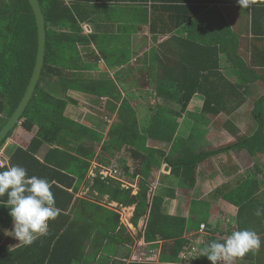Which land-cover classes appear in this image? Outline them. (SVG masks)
<instances>
[{
	"label": "trees",
	"instance_id": "1",
	"mask_svg": "<svg viewBox=\"0 0 264 264\" xmlns=\"http://www.w3.org/2000/svg\"><path fill=\"white\" fill-rule=\"evenodd\" d=\"M70 2L74 5L75 13L73 6L70 7L64 0H40L46 19L45 63L34 96L22 116L26 129L31 130L34 126L39 128L36 141L51 146L64 144L67 146V153L60 152L58 148L50 149L42 163L32 154L18 149L13 156L12 165L22 163L29 171V177L35 175L46 178L69 189L76 180L77 186L85 180L90 170L89 161L97 158L99 163L108 164L109 159L117 158L120 153L126 152L135 161L141 158L135 176L140 175L143 180L139 193L133 196L131 190L122 188L119 182L112 179L103 180L98 171L94 183H88L95 202H86L88 208L85 218L79 214L74 218L70 217L73 215L72 211L65 214L70 209L74 195L54 184L51 191L56 207L61 213L54 221H49L48 234L38 237L30 246L21 245L14 248L0 245V264H108L111 260L109 255L121 259L115 264H211L207 257L202 256V251L193 259L180 258L184 247L191 250L197 248V244L185 238L188 219L166 214L163 211L164 200L166 196L173 197L178 187L193 188L196 184L197 168L212 157L230 150H247L253 158L264 153V98L258 99L254 104L252 117L256 122V129L250 136L220 149L201 147L206 135L205 130L210 124L209 115L217 116L223 113L231 116L247 103V96L253 84L245 83L243 76L250 74L252 82L261 78L263 72L260 74L256 68L264 66V55L261 57L255 53L247 63L238 52L232 55L223 52L225 45L222 40L219 44H209L205 48L199 46L203 52L189 54L184 61L186 71L183 77L170 80V84H158L156 96L163 98V102L158 103L152 110L151 126L140 131L132 116L135 110L131 108L128 100H122L123 85L101 75L85 78L80 77L78 73L75 77H70L71 72H82L93 67L85 63V54L81 53L76 42L85 38L81 33V24L85 19L78 11L79 3L88 2ZM229 44L231 43L226 45ZM37 49L38 28L30 3L27 0H0V130L17 109L27 90L36 65ZM225 56L234 68L236 81L227 79L220 72L221 61ZM130 57L128 53L116 54L114 65H128ZM96 60L99 58H95ZM106 62L111 65L110 61ZM257 74H260V77H256ZM70 90L99 98H112L118 103L122 101L119 116L123 121L109 131L106 140L103 134L66 117V109L71 103L79 105L68 96ZM196 94L204 96L205 99L203 110L199 114L187 110ZM186 117L193 120V126L187 128L190 133L186 136L188 141L179 139L177 145L180 141L183 143L177 147V151L172 147L170 154H167L163 149L146 146L148 139H159L169 144L174 142L177 131L182 126L180 121L185 120L183 123H186ZM197 126L199 129L196 130ZM5 142L6 140L0 148ZM191 142L196 143V147H193ZM99 146L101 148L98 153ZM163 163L168 164L171 173L162 175L160 179L167 188L159 194H153L151 198L144 240L147 243H157L152 246H159L160 241H169L170 249L165 246L168 250L160 255L158 263L149 260L123 262V259L130 258L133 240L122 224L120 214L98 203L109 206L112 203L130 205L136 202L135 214L138 216L132 223L137 226L147 211V202L150 199L148 195L151 184L147 180L151 171L160 168ZM125 169L124 171L128 172V167ZM3 170L6 169L0 168V171ZM77 189L78 187H74V190ZM234 196H225V199L240 208L237 194ZM6 199V195L0 197L2 229L11 228L13 223L9 209L2 205ZM202 225L198 223L199 230ZM208 231L206 226L204 232ZM221 240L222 238L209 235L201 250L210 242ZM102 251L107 260H95L96 254ZM251 260L252 257L248 255L237 259L238 262Z\"/></svg>",
	"mask_w": 264,
	"mask_h": 264
},
{
	"label": "crops",
	"instance_id": "2",
	"mask_svg": "<svg viewBox=\"0 0 264 264\" xmlns=\"http://www.w3.org/2000/svg\"><path fill=\"white\" fill-rule=\"evenodd\" d=\"M86 1L88 3H79L80 8L78 10L85 19L84 23L81 24L83 29L81 33L85 38L78 39L76 42L81 53L85 54V63L87 62L93 67L82 72H71L70 77H75L78 73L80 77L85 78L88 76L96 78L101 75L123 85L121 87L122 100H128L132 106L131 108L135 110V114L132 116L139 125L140 131L147 126H151L152 110L158 103L163 102V98L156 96V87L158 84H170V80H178V78L183 77L182 75L186 71L183 63L189 54L203 52L202 47L205 48L209 44H219L222 40L225 45L223 52H226L227 55L238 52L247 63L250 62L255 53L261 55V57L264 55V0H250L249 7L246 8L239 7L236 0ZM64 2L69 4L70 7L73 6V13H75L74 5L71 4L72 1L64 0ZM227 43L231 44L226 45ZM123 53H128L131 56L129 64L114 65L116 54L121 55ZM101 54H107L108 56L104 57ZM95 58H99V60L95 61ZM106 61H110L111 65L107 64ZM256 70L260 74L262 71L263 74H261V78H256L253 82L250 74L243 76L245 83L249 84L251 82L253 84V88L247 96V103L230 117L226 115L227 119L235 121L237 117H242L245 113L250 115V120L246 124L234 125L233 129L229 127L232 125L226 119V124L216 127V125L212 126L209 115L210 124L205 130L206 135L201 142V147L206 148L204 143L209 138L213 140L220 137L225 140L229 137L227 144L215 149L227 147L235 144L238 139L250 136L256 129L252 112L255 102L260 98H264V66L257 67ZM233 71L234 68H232L231 63L226 56L223 57L220 69L222 75L226 76L227 79L236 81ZM259 75L257 74L256 77H260ZM68 96L76 100L79 105L71 103L66 109V117L85 125L87 128L101 132L105 140L109 131L123 121L119 116L122 101L118 103L112 98H99L76 90H70ZM204 101V96L196 94L187 110L194 114L201 113ZM194 102H200L201 105L195 106L198 108L191 109ZM99 111L105 116L107 123L110 124L105 126V133L98 128L102 124L97 123L96 119H94L92 126L88 125L91 120L87 116L92 115L94 112L100 113ZM222 115L225 114L213 116L220 117ZM186 119L189 126L179 128L174 142L169 144L159 139H148L146 146L165 150L169 145L170 148L167 153L170 154L174 143L179 142V136H185L181 129L189 133L187 128L193 126V120L187 117ZM141 124L144 125L141 126ZM38 130L37 126H34L31 130L26 129L22 120V123L14 129L0 148V157L5 163V165L0 166L1 169H7L12 165L13 156L18 149L32 154L42 163L50 153V149L58 148L60 152L67 153V146L64 144L62 146H51L36 141ZM100 148L101 146L98 147V153ZM68 154L75 155V153ZM119 158L118 155L117 158L108 161L109 163H116ZM126 159L132 169L128 172L120 169L128 174L127 181L130 183L131 194L135 196L139 192L143 177L140 175L135 176L136 168L139 166L138 161H135L132 157ZM138 160L141 161V158ZM89 162L90 170L79 186L76 185L77 180L69 189L51 181L52 186L56 184L74 195L70 209L65 213L70 214L69 211H72L73 215H70L72 218L77 214L85 218L88 208L86 202H95L91 197L88 183H94V179L100 171L99 164L101 163L97 158ZM15 165L24 167L22 163H16ZM133 165L137 167L134 168ZM205 165L207 166L205 167ZM167 166L168 164L163 163L160 168L152 170L154 174H157L155 176L153 174V177L149 180L150 183H153L152 188L150 185L151 190L149 189L148 199H150L147 202V211L139 220L138 225L134 226L128 220L127 224L122 223L130 233L134 243L141 244L142 251L145 252L146 249L150 251L152 253L150 257H153V253H156L155 258H152L155 263L159 262L160 255L165 250L170 249L169 245L171 243L160 241L159 246H152L157 243L145 242L144 232L153 194L167 188L160 181L162 175H170L171 173L169 166L170 169L166 170ZM201 166L195 176V186L191 189L176 188L173 197H165L163 211L170 216H181L188 219L185 238L197 244L198 254L202 251L201 246L209 235L224 239L234 231L245 228L255 230L262 242L259 251L246 254L252 257L251 261L238 262L236 260L234 264H264V215H255L258 207L264 209V153L253 158L247 150H230L208 159ZM74 187H78V189L74 190ZM236 194L240 202V208L225 199V196L232 198ZM98 204L117 212L122 217L124 216L117 210L120 206L117 203H112L109 206L103 203ZM123 211L131 213L130 209H124ZM221 212L224 215L223 219L220 220L218 218ZM144 217H146L145 223ZM233 219H235V223L231 222ZM198 223L205 224L209 231L201 232L198 229ZM9 229L10 231L13 229V223ZM4 230L7 229L0 228V231H2L0 232V245L14 246V248L23 245L13 236H9L11 239L9 240L8 236L3 234ZM130 248V258L122 261L126 263L139 261V259H136L139 249L132 245ZM187 248L184 247L182 252ZM102 255L103 257H101ZM106 257L103 251L98 252L95 260L106 261ZM109 258L111 260L108 264L121 261L114 255H109Z\"/></svg>",
	"mask_w": 264,
	"mask_h": 264
},
{
	"label": "clouds",
	"instance_id": "3",
	"mask_svg": "<svg viewBox=\"0 0 264 264\" xmlns=\"http://www.w3.org/2000/svg\"><path fill=\"white\" fill-rule=\"evenodd\" d=\"M236 4L246 8L249 7L250 0H236ZM121 186L131 190L130 187ZM51 188L49 180L35 175L29 177L22 166L11 165L0 171V197H7L2 205L9 209L13 221V229L6 230V233L25 246L32 245L40 236H46L49 221H54L61 213L56 207ZM255 215H264V209L258 207ZM231 222L236 221L233 219ZM261 243L255 230L245 228L232 232L221 241L210 242L202 249V256L207 257L211 264H234V261L246 254L259 251Z\"/></svg>",
	"mask_w": 264,
	"mask_h": 264
},
{
	"label": "rangeland",
	"instance_id": "4",
	"mask_svg": "<svg viewBox=\"0 0 264 264\" xmlns=\"http://www.w3.org/2000/svg\"><path fill=\"white\" fill-rule=\"evenodd\" d=\"M252 103V102H251ZM250 103V104H251ZM201 104H200V102L198 103V102H194V104L192 105V107H191V109L192 108H198V107H195V106H200ZM100 112V111H99ZM250 115H248V114H245L244 113V115L242 116V117H237L236 118V120L234 121V120H232V119H227V116L226 115H222V116H220V117H214L212 114L210 115V117H211V122H212V126H214V125H216V127H221V126H223L224 124H226V122H227V120L230 122V125H232V126H229V127H231V128H233L234 129V125H240V124H246L247 123V121L248 120H250V117H249ZM228 117H230V116H228ZM87 118L89 119V120H91V121H89L88 122V125H90V126H92V124H94L93 123V121H95L94 119H96V121H97V123H101L102 125L100 126V127H98L101 131H103L104 133L106 132V129H105V126H108V125H110V124H108L107 123V121H106V118H105V116L100 112V113H92V115H90V116H87ZM252 118V117H251ZM227 119V120H226ZM185 120H183V121H180V123H181V125L182 126H189L188 124H189V122H187L188 124H186V123H183ZM84 123H85V121H84ZM144 124H141V126H143ZM98 126V125H97ZM197 129H199V127L197 126L196 127V130ZM94 130V129H93ZM182 131H183V134L185 135V136H183V135H180L179 136V138L180 139H182L183 141H187L188 139L186 138V136H188L189 135V133L187 132V131H185L184 129H181ZM96 132H98V133H101V132H99V131H96ZM196 133V132H195ZM201 135L203 134V132H201L200 133ZM196 135H198V133L196 134ZM215 138V137H214ZM229 138V137H228ZM228 138L227 139H225V140H223V138H220V137H216V139H213V140H210V138H209V140H207V141H205V146H206V148L205 149H210V150H213V149H215V148H219L220 146H222V145H224V144H227L226 142H227V140H228ZM196 142L198 141V140H195ZM181 143H183L182 141H180V143L177 145V143H175L174 145H173V149H175V151H177L178 150V146L181 144ZM192 143V142H191ZM195 144L196 143H192V145H193V147H196L195 146ZM169 145L167 146V149H165V150H167L166 152H168V150H169ZM196 149V148H195ZM168 154V153H167ZM120 156V158H119V161L118 162H116L117 163V165L121 168V169H123V170H126L125 168L126 167H128V170H130V169H132L131 168V166H130V164H129V161H127V159L126 158H129V157H131L130 156V154L129 153H124V154H122V155H119ZM137 163V162H136ZM138 163L139 164H141V161H138ZM134 166V168L135 167H137L136 165H133ZM207 165H205V167H206ZM139 167V166H138ZM202 166L201 165H199V167L197 168L198 170H197V172H199V170H200V168H201ZM152 173H150V176H149V178H148V180L147 181H149L150 179H151V177H153L152 175L154 174V172L153 171H151ZM163 172H165V171H163ZM162 172V173H163ZM205 172V171H204ZM155 174H157V173H155ZM155 174H154V176H155ZM152 181V180H151ZM149 184H151V188H152V184L153 183H150L149 182ZM184 189H187V187H185ZM161 192H163V191H159L158 192V194L159 193H161ZM133 197V196H132ZM136 202H133V203H130V205H120L119 207H118V211H120L122 214H124V216L122 217L121 216V221H122V223H125V224H127V220L129 221V222H132V220L134 219V218H136L137 216H138V214H135V211H136V207H137V205L135 204ZM179 204H181V203H179ZM124 209H130L131 210V213L130 212H128V211H123ZM147 210V209H146ZM129 213V214H128ZM143 214V213H142ZM142 214H139V216L140 215H142ZM223 215H224V213H220V215H219V218L218 219H220L221 220V218L223 219ZM144 219V223H145V219H146V217H144L143 218ZM141 223V222H140ZM7 231H10V229H7ZM128 231V230H127ZM0 232H2V231H0ZM129 233V232H128ZM3 234H5L6 236H8V239L9 240H11L10 239V235H9V233H6V230H4L3 231ZM130 234V233H129ZM132 238V237H131ZM133 240V239H132ZM7 243H9L8 241H7ZM132 246H136L138 249H139V252H140V254H142V255H140L139 254V252H138V256L136 257V259H139V261L140 260H143V261H146L147 262V260H145V259H143V258H148V257H150V256H152V253L150 252V251H148L147 249L145 250V252L144 251H142L143 249H142V247H141V244H139V243H134V241H133V244H132ZM14 247V246H13ZM156 253H153V257H151V258H155L154 257V255H155Z\"/></svg>",
	"mask_w": 264,
	"mask_h": 264
},
{
	"label": "water",
	"instance_id": "5",
	"mask_svg": "<svg viewBox=\"0 0 264 264\" xmlns=\"http://www.w3.org/2000/svg\"><path fill=\"white\" fill-rule=\"evenodd\" d=\"M34 12L37 28H38V49L36 57V65L31 77L30 83L27 87V90L12 116L9 117L5 125L0 130V145L8 138V136L14 131V129L22 123V116L25 110L28 108L29 103L31 102L37 84L40 80L42 69L45 63V53H46V19L42 11L40 0H27ZM170 168L167 166L166 170Z\"/></svg>",
	"mask_w": 264,
	"mask_h": 264
},
{
	"label": "built area",
	"instance_id": "6",
	"mask_svg": "<svg viewBox=\"0 0 264 264\" xmlns=\"http://www.w3.org/2000/svg\"><path fill=\"white\" fill-rule=\"evenodd\" d=\"M3 165H5V163L0 157V166H3ZM99 169H100L99 175L101 176L103 180L112 179V180L120 182L125 188L130 187V183L127 181V179L129 178L128 175H126L116 163L112 162L108 164H99ZM205 229H206V225L203 224L201 226V232H204ZM197 254H198L197 248H193L191 250L187 248L180 254V258L181 259H190V258L193 259L196 257ZM146 260L147 261L149 260L151 262L153 261L151 257H148V259ZM168 264H176V263H168ZM179 264H182V263H179Z\"/></svg>",
	"mask_w": 264,
	"mask_h": 264
}]
</instances>
